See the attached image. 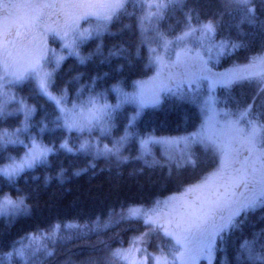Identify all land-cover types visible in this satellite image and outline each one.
Listing matches in <instances>:
<instances>
[{"label":"snow or ice","instance_id":"snow-or-ice-1","mask_svg":"<svg viewBox=\"0 0 264 264\" xmlns=\"http://www.w3.org/2000/svg\"><path fill=\"white\" fill-rule=\"evenodd\" d=\"M182 0H141L145 10L140 17L142 33L153 31L159 42L157 48H150V60L157 68L156 75L150 81H136V88L126 92L119 83L111 87L117 93V103L107 101V90H90L86 96L78 95L75 100L67 99L66 89L53 92L52 72L45 68L48 63V49L45 37L48 33L59 36L62 48L79 56L77 42L99 35L120 13L127 11V0H0V117L9 114L10 104H16V111L21 112L24 120L19 127L0 129V148L9 144H24L22 156L8 155L6 163L0 164V177L12 184L16 177L36 164L46 162L48 155L55 151L53 146L43 143L36 136L29 135L25 144L20 136L28 132L34 108L23 98H17L10 86L25 79H33L39 91L47 96L56 106L58 115L54 123L66 131L83 133L99 129L109 132L113 127L114 115L121 105L133 102L137 111L129 120V125L139 115V111L148 104H155L162 91H169L181 98L198 103L201 112L199 126L186 136L175 138H140L142 155L150 154L151 143L165 145L183 144L184 163L195 164L191 146L200 144L211 149L219 157L218 167L203 176L198 182L184 186L179 194H173L165 200H156L150 207L130 204L120 209L121 218L142 219L145 225L159 229L174 241L169 251L158 249L148 252L144 246L147 232L134 236L128 247L111 249L112 261L122 264H196L200 256L211 259L215 242L222 233L237 225V218L242 213L264 207V112L253 111L256 97L252 102L238 106L235 110L217 107L219 100L214 94L217 85L229 87L242 81H257L261 87L257 95L264 92V46L247 58L244 64L233 65L224 72H215L210 62L221 52L241 47L239 42L220 40L215 42L216 23L209 19L193 24L192 12L186 14L184 28L170 40L158 28L146 29L153 19L161 17L170 6L181 4ZM264 3V0H261ZM230 6L240 14L242 22H256L254 0H229ZM85 21L88 27L82 28ZM198 47H190V42ZM170 45H175V60L166 61ZM58 65L63 59L51 50ZM207 55H204V53ZM83 57L81 61L83 62ZM166 74L162 75L161 70ZM96 78H93V86ZM208 82V94L201 97L200 82ZM185 85L187 86L185 88ZM79 91V90H78ZM47 125L41 122L42 132ZM130 133L118 137L111 146L99 142L84 140L78 149L64 139L60 148L68 152L92 149L96 154L115 155L119 159L120 149ZM179 167V162L177 163ZM63 169L58 175L62 176ZM47 179V177H46ZM25 197L0 191V215H16L26 211ZM67 228L88 229V225L69 223ZM61 225L51 226L49 231L29 233L20 241H13L9 250L0 252V264H31V258L41 248L47 254L51 250L43 243L45 239L59 237ZM27 239L28 243L23 241ZM237 259L243 264H264V244L257 248L256 239H245L240 244Z\"/></svg>","mask_w":264,"mask_h":264},{"label":"trees","instance_id":"trees-1","mask_svg":"<svg viewBox=\"0 0 264 264\" xmlns=\"http://www.w3.org/2000/svg\"><path fill=\"white\" fill-rule=\"evenodd\" d=\"M256 22H242L240 14L230 6L229 0H182L164 11L158 24L168 37H175L187 23L185 14L191 9L192 23L213 20L216 23L215 38L239 42L242 46L228 51L216 68L229 67L247 62V58L264 46V3L254 0ZM141 0H127V11L110 22V31L99 39H91L81 45L83 62L68 57L54 72L52 91L66 89L71 102L78 95L86 96L109 89L120 83L131 88L133 82L148 76L149 52L145 37L139 26L138 16L143 12ZM139 12V13H138ZM93 78H96L93 86ZM261 85L253 80L238 82L224 87L220 93V105L227 108L243 106L252 102L253 111L264 112V92L257 95ZM17 95L23 97L34 110L31 118V133L55 151L47 161L26 169L12 184L0 177V191L14 197L22 195L28 205L26 211L16 217L0 219V252L8 251L13 241H19L29 233L49 231L51 226L61 225L60 235L51 244V254L39 264H106L111 249L126 247L134 236L147 232L144 246L148 252L167 250L170 238L159 229L145 225L142 219L121 218L122 207L141 204L150 207L154 201L179 194L184 186L196 183L217 164L210 151L196 147L195 164L177 166L175 162L151 163L140 157L138 137L147 134L177 135L196 129L200 112L189 101L176 96L164 95L158 106L146 107L136 119L129 143L115 155H95L90 151L68 152L60 148L64 139L74 149L79 148L84 134L68 132L57 127L58 115L55 104L42 94L34 80L27 79L16 87ZM79 90V91H78ZM134 106L126 105L114 115V136H120ZM264 118V117H262ZM41 122L47 125L40 131ZM21 125L19 115L0 117V129H12ZM111 141L112 137H104ZM29 139V136H28ZM24 145L9 144L0 148V164L8 155L20 156ZM63 169L62 176L58 175ZM47 177V179H46ZM69 223L88 225V229L62 226ZM256 239L257 248L264 244V207L242 213L237 225L218 237L215 249V264H243L237 259L243 240ZM112 264H122L112 261Z\"/></svg>","mask_w":264,"mask_h":264},{"label":"rangeland","instance_id":"rangeland-1","mask_svg":"<svg viewBox=\"0 0 264 264\" xmlns=\"http://www.w3.org/2000/svg\"><path fill=\"white\" fill-rule=\"evenodd\" d=\"M143 10H144V9H143ZM144 11H145V10H144ZM144 11H143V12H140V13L138 12V13H139L138 21H139V26H140V28H141V25H140V17L144 14ZM162 16H163V15H162ZM162 16L159 17L158 19H153V21H152L151 24H147V23H146V24L144 25V27H145L146 29L158 28L159 31L163 32V31L160 29V25L158 24V21H159L160 18H162ZM110 25H111V23H109V24L107 25V28H106L103 32H101L99 35L93 34V36H91V37L88 38V39H85V40H83V41H78V42H77V50H78V52H79V56H77L76 54L71 53L67 48H62V43H63V42H62V40H61V38H60L59 36H56V35H54V34H52V33H48L47 36L45 37L46 47H47V49L49 50V51H48V57H47V58H48V63L45 64V68L48 69V70H50V71L52 72V81H53V74H54V72L60 67L61 64H63V62H64L68 57H75V58L81 60V57H84V55H83V53H82L81 45L84 44V43H87V42L90 41L91 39H99V38L102 39L103 35H104L105 33H107V32L110 31ZM80 26H81L82 28H85V27H88L89 25H88V23H86L85 21H81V22H80ZM143 36L145 37V40H146V45H147L148 52H149V66L151 67L152 71H151V73H150L148 76H146V77H141V78H139V79H136L134 82H136V81H145V82L150 81V80L156 75V73H157V68H156V66H155L154 63L150 60V55H151V53H150V48H157L159 42L155 39V35H154V32H153V31H147V32H144V33H143ZM168 38H169L170 40H172L174 37H173V38L168 37ZM214 40H215V42H218V41L223 40V39L214 38ZM189 46H190V47H194V48H195V47H198V45H197L194 41H193V42H190ZM51 50H55V53H56L57 55L63 57V59L59 62L58 65L55 63V57L53 56ZM175 50H176V46H175V45H170V47H169V49L167 50V53H166V61L175 60ZM231 50H232V49L229 48V49H227V50L221 52L220 55H219L218 57L215 56V51L213 52L214 59L210 62V65H209L210 67L213 68V71H215V72H224L226 69H229V68H231V67L233 66V65H231V66H229V67H224V68H222V69H220L219 67L216 68V64L218 65L220 59H221L226 53H228V51H231ZM204 55H207V53L205 52ZM161 74L164 75V74H166V72L162 69V70H161ZM26 80H27V79H25V80L22 81V82H19V83H16V84L10 86V90L16 95V97H17L18 99H19V98H23V97L17 95V89H16V87H17V86H20V85H21L23 82H25ZM32 80H33V79H32ZM34 82H35V81H34ZM134 82H133V85H132L131 88L124 87V86H123L122 84H120V83H119V85H120V87L123 88L124 91H126V92H132V91H134L135 88H136V84H135ZM236 83H238V82H236ZM236 83H233L232 85H234V84H236ZM114 85H115V84H114ZM232 85H230V86H232ZM112 86H113V85H112ZM112 86H111V87H112ZM230 86H229V87H230ZM111 87H110L109 89H107V101H108V103H110V104H116V103H117V98H118V97H117V93H116L115 91H111V90H110ZM186 87H187V86L185 85V88H186ZM223 88H224V86L217 85V86L215 87V89H214V94H215V96L218 98V100H219V98H220V93H221V91H222ZM198 94H199L201 97H203V96H205V95L208 94V82H207V81H203V80H202V81L200 82V89H199V93H198ZM164 95H167V96H176V97H179L180 99H183V100H186V101L192 102L191 100H189V99L187 98V96L181 98L180 96H178V95H174L173 93H171V92L165 90V91L160 92V94H159V100H158L157 103L146 105L145 107H143V108L139 111V115H140V113L143 111V109H145L146 107H152V106H158V105H160V103H161L162 100H163ZM46 97H47V96H46ZM47 98H48V97H47ZM23 99H24V98H23ZM48 99H49V98H48ZM49 100H50V99H49ZM24 101H25L28 105H30L25 99H24ZM50 101H51V100H50ZM192 103L197 107L198 111L200 112V108H199V106H198V103H194V102H192ZM126 105L134 106V107L136 108V111H137V105H136L135 103H133V102L124 103L123 105L120 106V108H119L118 110L122 109V108H123L124 106H126ZM30 106H32V105H30ZM32 107H33V106H32ZM217 107L220 108V109L227 108V107H223V106L220 105V100H219V103H218ZM16 108H17V105H16V104H14V103H13V104H10V105H9V108H8L9 114L5 115L4 117H8V116H10V115H16V114H17V115H19V116L21 117V121H23V120H24V116H23V114H22L21 112L16 111ZM33 108H34V107H33ZM228 109H232V110H233L234 108H228ZM34 110H35V108H34ZM136 111L130 115L129 120L133 117V115L136 113ZM33 115H34V112L32 113L31 118H32ZM139 115L135 116V119L132 121V124H131V125H129V120H128V122L126 123V125H125V127H124V129H123V131H122V134L120 135V136H122V135L125 134V129H126V128L128 129V132L130 133V135H129L127 141H126V142L123 144V146L121 147V149H120V153H121V151L123 150V148L129 143L130 138L132 137V129H131V127L134 125V123H135L136 119L139 117ZM29 122L31 123V119H30ZM200 122H201V112H200V121H199V123L197 124V127L199 126ZM30 125H31V124H30ZM115 125H116L115 122H113V127L111 128V130H110L109 132H101L99 129H96V128L92 129L91 132L85 131V132L82 133V134L85 135L84 138H83V141H84V140H89V141H92V142H99V144L101 145V147H103L104 144H108L109 146H111L112 143L114 142V140H116L118 137H120V136H114V135H113V130H114ZM197 127H196V128H197ZM73 131H75V130H73ZM193 131H194V130H193ZM76 132H77V131H76ZM191 132H192V131H191ZM79 133H80V132H79ZM188 133H190V132H188ZM188 133H182V134H177V135H154V134H147V135H145V136H143V137H138L137 141H138V151H139L140 157H141V158H144L145 160L147 159L149 162H151V163H153V164H154V163H163V161H165V160H166L167 162H169V163H171V162L178 163V162H179V164L182 165V166L187 165V164H191V163H184V162H183L182 151H181V150L183 149V144H179V145H165V144H162V143H151V144L149 145V147H150V149H151L150 154L142 155V152H141V146H140V142H139V141H140V138H146V137H148V136H153V137H156V138H175V137L186 136ZM30 134L32 135V133H31V126H30L28 132H23V133L21 134L20 139L23 140L25 144H27V143H28V140H29V139H28V136H29ZM80 134H81V133H80ZM34 136H35V135H34ZM104 137H112V138H111V141H108V139H105ZM37 139H38V138H37ZM38 140H40V139H38ZM13 145H18V144H13ZM22 145H24V144H22ZM79 145H80V144H79ZM50 146H51V145H50ZM197 146H201V147L203 148L204 151H207V152L210 151V152H211L212 154H214V155L216 156V158H217V164H216V166H215L212 170H210L209 172H207V173H205V174L203 175V176H205L206 174L210 173L211 171L215 170V169L218 167V165H219V157H218V155H217L216 153H214L211 149H206L205 147H203V146L200 145V144H194V145L191 146V152H192V159H193V160H194L193 155H194L195 152H196V147H197ZM24 151H25V150H24ZM87 151H90V152H92V153L95 154V155H103V154H96L95 151L92 150V149H89V150H87ZM210 152H209V153H210ZM23 153H24V152H23ZM23 153H22L20 156H22ZM211 153H210V154H211ZM12 156H15V155H12ZM20 156H16V157L19 158ZM48 156H49V155H48ZM6 162H7V161H6ZM6 162H5V163H6ZM200 179H201V178H200ZM168 197H169V196H168ZM166 198H167V197H166ZM166 198H164V199H159V200L163 201V200H165ZM258 208H260V207H258ZM258 208H256L255 210H257ZM19 214H20V213H19ZM17 215H18V214H16V215H0V219H1L2 217H6V219H9L10 217H16ZM62 228H63V231H66L67 229H69V228H67V227H65V226H62ZM228 230H229V229H228ZM61 231H62V230H61ZM226 231H227V230H226ZM41 232H42V231H41ZM39 233H40V232H39ZM166 237H167V236H166ZM168 237H169V236H168ZM169 238H170V244H169V246L167 247V250H165L166 252L169 251V250H171V249L173 248V244H174V241L172 240V238H171V237H169ZM217 239H218V238H217ZM217 239H216V242H217ZM20 240H21V239H20ZM20 240H19V241H20ZM55 241H56V239H55L54 241H53V240L45 239V240L43 241V243L47 245L48 249L52 250L53 248L51 247V244H52L53 242H55ZM23 242H24L25 244H27V243H28V240L25 239ZM216 242H215V247H214V251H213V254H212L211 259H209L208 257L202 255V256H200V257L196 260V264H215L214 258H215ZM127 247H128V246H126V247H124V248H127ZM155 252H156V251H155ZM149 253H151V252H149ZM47 256H48V254L44 251L43 248H41L40 251L37 252L36 255H35L34 257L31 258V264H39V263H41V262L44 260V258L47 257ZM13 264H17V261L14 260V261H13ZM148 264H152V260H151V258H149V260H148Z\"/></svg>","mask_w":264,"mask_h":264}]
</instances>
